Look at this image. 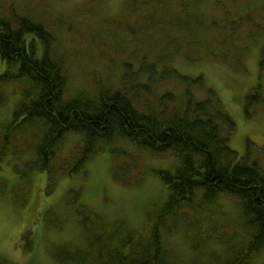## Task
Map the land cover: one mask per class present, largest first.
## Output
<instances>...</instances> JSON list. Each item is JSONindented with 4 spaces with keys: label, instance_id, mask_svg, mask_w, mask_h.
Wrapping results in <instances>:
<instances>
[{
    "label": "trees",
    "instance_id": "obj_1",
    "mask_svg": "<svg viewBox=\"0 0 264 264\" xmlns=\"http://www.w3.org/2000/svg\"><path fill=\"white\" fill-rule=\"evenodd\" d=\"M176 2L124 0L122 17H141L139 32L124 30L112 46L122 56L112 62L114 74L93 78L91 92L75 95L68 92L67 63L57 56L46 23L12 9L0 13V108L11 96L14 104L8 122L0 125V159L9 158L22 185L34 173H45L49 191L57 176L84 173L92 157L108 147L117 157L113 180L138 186L142 158L115 146L120 142L154 156L170 154L176 162L171 170L153 171L166 195L147 205L137 221L105 219L80 204L79 238L53 244L55 264H264V168L229 147L234 124L217 107L212 90L195 101L193 87L202 84L201 76H184L174 65L177 57L191 64L209 57L244 71L243 41L253 37L254 20L228 19L219 35L217 26L205 25L184 2L175 7ZM261 57L263 70L264 49ZM103 58L110 62L112 55ZM69 137L73 147L66 152L62 146ZM227 199L235 218L219 223L214 214ZM185 216L190 218L183 226ZM179 230L184 254L170 245Z\"/></svg>",
    "mask_w": 264,
    "mask_h": 264
},
{
    "label": "rangeland",
    "instance_id": "obj_2",
    "mask_svg": "<svg viewBox=\"0 0 264 264\" xmlns=\"http://www.w3.org/2000/svg\"><path fill=\"white\" fill-rule=\"evenodd\" d=\"M176 1L175 7L182 1L205 25L217 26L219 35L223 32L222 24L228 19L247 16L254 20L253 37H245L243 41L249 52H246L244 71H234L232 66L209 57L194 64L177 57L174 65L184 76H201L202 84L199 88L193 87L195 101L206 99V92L212 90L219 102H215L217 107L234 124L229 147L238 157L248 154L249 163L264 168V69L260 68L264 49V0ZM123 3L124 0H0V13L12 9L46 23L44 25L54 35L53 48L57 56H63L67 63L68 92L75 95L91 92L93 78L98 77L100 81L108 76L107 73L114 74L112 62L121 61L122 56L115 54L112 46L120 43L124 30L139 32L142 18L132 15L124 20ZM245 29L243 27L242 31ZM110 55V62L103 58ZM181 89L176 86L175 92L180 94ZM7 93L10 97V91ZM255 93L262 100L247 101L246 97ZM12 97L0 108V125L9 120L14 105ZM126 143L115 146L127 147L142 158L137 171L144 170L143 179L138 186L125 187L113 180L111 166L117 157L110 155L108 147L92 157L84 173L74 177L57 176L49 191H46L45 173H34L22 185L9 158L0 159V264H55L51 255L53 244L73 243L79 238L76 211L80 204L105 219L126 217L137 221L147 205L159 199L163 201L166 190L153 171L171 170L176 165L175 159L170 154L154 156L134 150ZM72 147L69 137L62 150L67 152ZM232 205V199H227L213 219L219 223L231 222L236 213ZM188 218H183V226ZM182 234L179 230L170 239L171 247L180 254L186 253ZM25 240L29 244H25Z\"/></svg>",
    "mask_w": 264,
    "mask_h": 264
}]
</instances>
